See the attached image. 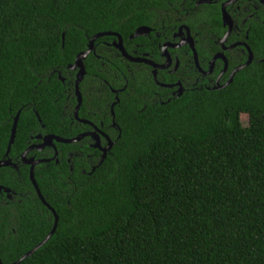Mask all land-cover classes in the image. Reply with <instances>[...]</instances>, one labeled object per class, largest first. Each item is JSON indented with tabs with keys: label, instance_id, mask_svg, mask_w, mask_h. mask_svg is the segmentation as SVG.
Returning a JSON list of instances; mask_svg holds the SVG:
<instances>
[{
	"label": "trees",
	"instance_id": "1",
	"mask_svg": "<svg viewBox=\"0 0 264 264\" xmlns=\"http://www.w3.org/2000/svg\"><path fill=\"white\" fill-rule=\"evenodd\" d=\"M198 1L0 0V160L19 164V172L0 169V185L24 186L13 207L0 193L3 264L19 262L54 228L21 161L39 135L70 140L82 133L74 113L78 70L71 69L77 57L100 33H117L129 55L148 53L156 62L159 44L181 24L200 38L211 24L220 36L219 7L196 9ZM141 27L152 32L130 39ZM251 38L264 59V34ZM115 41L95 42L79 86L80 118L103 123L113 148L103 163L87 141H55L56 158L51 148L28 154L52 160L36 167L34 179L58 225L20 264H264V61L224 88L189 85L169 101L152 69L124 59Z\"/></svg>",
	"mask_w": 264,
	"mask_h": 264
},
{
	"label": "flooded vegetation",
	"instance_id": "2",
	"mask_svg": "<svg viewBox=\"0 0 264 264\" xmlns=\"http://www.w3.org/2000/svg\"><path fill=\"white\" fill-rule=\"evenodd\" d=\"M196 3V9L204 5L200 4L196 6ZM205 5L219 7L221 11L222 29L220 30V36L215 33V31L213 30L214 27L211 24L207 25L205 32L206 36L202 38L199 37L198 33L193 32L188 25L181 24L180 27H178L177 30L173 32L170 39L166 37L167 39L165 38V42L159 44L158 48L160 50V62L154 61L149 57L148 53H143V55L139 57L144 58L157 66V68L155 69L153 66L145 63H140L145 64L152 69V74L157 86L170 90V92L166 94V97L169 96V101L171 100V97L182 96L186 91V87H188L189 85L199 89H212L211 87H213V85H215V88L220 87V83L225 80V77L228 78V82L235 70L238 67L243 66L250 60L251 55V64H253L255 61H264V59H258L252 49V46L257 48V46L260 45L258 44V40L253 38L250 39L251 34L255 36L258 30L259 32H262L264 34V0H211V3H206ZM224 7L226 13L231 18V26L228 22L224 23ZM186 15L187 17L192 18L195 23L198 22L196 19L197 14ZM179 22L181 23L182 20H180ZM183 26H187L190 29V34L193 42H188L189 36L186 29H182V32H180V29ZM149 34H147L146 36H148ZM156 36L160 37V33H156ZM214 60L215 62L213 63ZM159 74L161 78H163V82L159 81ZM236 74L234 75V77L236 76ZM63 81L65 82V80ZM93 88H95V85L93 86ZM82 106L83 95L81 107ZM80 109L78 111V116L76 117L75 115V119L81 125L82 133L74 139H78L80 137L83 138L75 143L87 141V144H89L93 148L99 149L103 154L102 150L109 145V142L113 143V145L114 142L111 140V137L103 131V128L105 127L103 123H101V125L98 127L89 119H81L79 116ZM74 113L76 114V110ZM89 113H91V111H88V114ZM111 127H113L117 131L120 130L114 124ZM43 138L44 137L42 135L37 136V143L32 144V146L30 147L31 149L29 148L26 151L27 154H24L22 156V167H28L30 169V178L33 164L35 172V169L38 165L52 161L43 159L37 160L36 156L30 158L28 156L30 152H43L47 148H51L55 152V158L58 156V151L55 144L53 146L51 145L43 147ZM103 144H105L106 146L104 147ZM69 155L70 157H73V154L70 153ZM2 161H9L10 166L8 167H13L19 172V164H13L8 157L0 160V162ZM68 161L70 162L71 160L68 159ZM59 162L60 161L57 160V164ZM31 182L33 184V181ZM2 187L4 188V190L0 191V193L2 196L5 195V200L2 202V204L10 205V207H13L15 206V203H20L21 197H24V193L22 194L19 191L24 187L21 180L14 181L13 189L5 186ZM5 189H7L9 192H6ZM11 212V218L13 217L14 219L17 216V210L15 208H12Z\"/></svg>",
	"mask_w": 264,
	"mask_h": 264
},
{
	"label": "water",
	"instance_id": "3",
	"mask_svg": "<svg viewBox=\"0 0 264 264\" xmlns=\"http://www.w3.org/2000/svg\"><path fill=\"white\" fill-rule=\"evenodd\" d=\"M209 4L211 3V0H199L197 3H196V6L200 5V4ZM223 20H224V23H229V25L231 26L232 24V21H231V18L230 16L226 13L225 11V7L223 8ZM182 29H186L187 33H188V36H189V39H188V42H193V39L191 37V34H190V29L187 27V26H183L181 27L180 29V32H182ZM151 32V29L148 28V27H141L139 28L134 35H132L130 37V39H133V38H137V37H142V36H146L147 34H149ZM109 36H114L117 38V41H115L113 43V46L118 49L120 51V53L122 54L123 58L132 62V63H145V64H148L150 66H153L155 69L157 68L156 65H154L152 62L150 61H147L146 59L144 58H139V57H133L131 55H129L127 53V51L125 50V47H124V43H123V39L120 35H118L117 33H110V32H107V33H100V34H97L95 35L90 43H89V48H88V51L87 52H84V53H81L77 59H76V63L75 65H73L71 67L72 70H78V73H77V79H76V95L78 97V106L76 108V117L78 116V111L82 105V94L80 92V83L82 82V80L84 79V76L86 75V69H85V66H84V60L93 52L94 50V46H95V42L100 39V38H103V37H109ZM196 60H197V56H196ZM216 60V59H215ZM215 60L213 61V63L215 62ZM252 62V55L250 57V60L244 64L243 66H240L238 67L235 72L231 75V78L230 80L227 82V84L223 85V86H220V87H217L215 89H221L223 87H226L228 86L229 84L232 83L233 81V77L234 75L244 69L245 67L249 66ZM61 78V76H60ZM62 79V78H61ZM63 80V79H62ZM117 94L119 93V91L116 92ZM118 102V101H117ZM115 106V104H114ZM113 106V107H114ZM20 114H21V111L18 112L17 116L15 117L14 119V124H13V128H12V136H11V140H10V143H9V147H8V150H7V156L9 155L10 153V150H11V147L12 145L14 144V141H15V137H16V132H17V125H18V121H19V117H20ZM112 114L113 116H115L114 114V111H113V108H112ZM38 116V114H37ZM114 125L115 124V121H114ZM83 137H80L78 139H73V140H67V139H63V138H60V137H56V136H46L43 138V147H46V146H53L54 145V142H58V143H63V144H73L79 140H81ZM113 148V143L109 142V145L104 148L102 151H103V155H102V159H101V162L100 163H103V161L106 159L107 157V154L108 152ZM31 149V148H30ZM27 154V152L25 153V155ZM10 166V163L9 161L7 162H0V169L1 168H4V167H8ZM34 166V164H33ZM32 166V170H31V179L33 181V184L35 186V189H36V192L40 198V200L43 202V204L53 213L54 217H55V225H54V228L52 230V232L48 235V237L41 243L39 244L35 249H33L32 251L28 252L26 255L23 256V258L19 261V262H16L15 264H20L21 262H23L24 260H26L27 258L33 256L40 248H42L50 239L51 237L54 235L55 231H56V228H57V225H58V216L55 212V210L46 202V200L44 199V197L42 196L41 192H40V189L37 185V182L35 181L34 179V167ZM4 190V188L2 186H0V191ZM6 192H9L7 189H5ZM0 264H3L2 261L0 260Z\"/></svg>",
	"mask_w": 264,
	"mask_h": 264
},
{
	"label": "rangeland",
	"instance_id": "4",
	"mask_svg": "<svg viewBox=\"0 0 264 264\" xmlns=\"http://www.w3.org/2000/svg\"><path fill=\"white\" fill-rule=\"evenodd\" d=\"M241 121H242L244 126H248V124H249V116L248 115H242Z\"/></svg>",
	"mask_w": 264,
	"mask_h": 264
}]
</instances>
